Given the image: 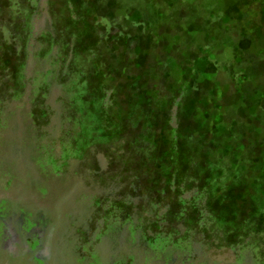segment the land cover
I'll list each match as a JSON object with an SVG mask.
<instances>
[{"label":"rangeland","instance_id":"374dc122","mask_svg":"<svg viewBox=\"0 0 264 264\" xmlns=\"http://www.w3.org/2000/svg\"><path fill=\"white\" fill-rule=\"evenodd\" d=\"M0 264H264V0H0Z\"/></svg>","mask_w":264,"mask_h":264}]
</instances>
